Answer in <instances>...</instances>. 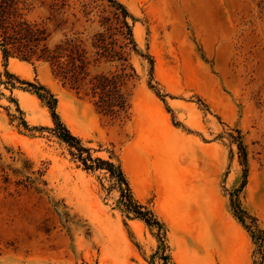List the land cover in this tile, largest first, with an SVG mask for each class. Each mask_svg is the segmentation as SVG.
<instances>
[{
	"label": "rangeland",
	"instance_id": "374dc122",
	"mask_svg": "<svg viewBox=\"0 0 264 264\" xmlns=\"http://www.w3.org/2000/svg\"><path fill=\"white\" fill-rule=\"evenodd\" d=\"M119 1L140 54L118 117L48 64L0 55V264H264L232 206L264 238V0ZM25 82L55 96L93 158L120 166L159 231L123 210L105 169L71 155Z\"/></svg>",
	"mask_w": 264,
	"mask_h": 264
},
{
	"label": "trees",
	"instance_id": "16d2710c",
	"mask_svg": "<svg viewBox=\"0 0 264 264\" xmlns=\"http://www.w3.org/2000/svg\"><path fill=\"white\" fill-rule=\"evenodd\" d=\"M132 21V15L119 0H0V55L4 61L13 57L48 64L54 77L88 97L98 112L118 117L129 108L125 88L137 78L131 58L140 53ZM5 75L8 80L17 79L7 71ZM25 83L33 86L46 103L55 124L51 132L72 149L71 155L85 170L105 169L112 186L120 192L123 210L159 231L161 226L154 214L133 199L120 166L93 158L89 149L81 146L59 121L55 96L42 85ZM232 206L241 223L250 232H258L257 242L264 244L255 219L234 201Z\"/></svg>",
	"mask_w": 264,
	"mask_h": 264
},
{
	"label": "bare ground",
	"instance_id": "6f19581e",
	"mask_svg": "<svg viewBox=\"0 0 264 264\" xmlns=\"http://www.w3.org/2000/svg\"><path fill=\"white\" fill-rule=\"evenodd\" d=\"M18 63H20V61H18L17 59H15V58H11V59H10V65H11L12 67L17 66Z\"/></svg>",
	"mask_w": 264,
	"mask_h": 264
}]
</instances>
